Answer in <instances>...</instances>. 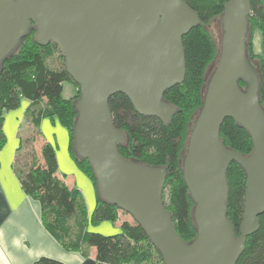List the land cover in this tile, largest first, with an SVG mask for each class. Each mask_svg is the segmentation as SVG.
<instances>
[{"label":"water","instance_id":"water-1","mask_svg":"<svg viewBox=\"0 0 264 264\" xmlns=\"http://www.w3.org/2000/svg\"><path fill=\"white\" fill-rule=\"evenodd\" d=\"M250 13L251 0L223 3L219 54L181 161L196 226V236L186 241L163 200L167 166L121 155L127 133L114 125L109 99L123 93L139 114L169 124L179 107L164 94L185 80L183 36L201 23L198 13L185 0H0V72L32 29L39 44L58 46L80 91L75 153L89 160L100 198L142 226L164 264H236L260 227L264 108L247 49ZM226 118L248 131L250 153L225 145L220 129ZM232 162L246 173L239 234L228 217Z\"/></svg>","mask_w":264,"mask_h":264},{"label":"trees","instance_id":"trees-1","mask_svg":"<svg viewBox=\"0 0 264 264\" xmlns=\"http://www.w3.org/2000/svg\"><path fill=\"white\" fill-rule=\"evenodd\" d=\"M185 1L198 13L201 23L183 36L185 80L164 94L165 99L179 107L171 122L165 124L156 117L139 114L123 93L113 94L109 105L114 125L127 133L126 142L119 145L121 155L151 165L167 166L163 200L171 211L178 233L186 241H191L196 236L194 201L182 175L181 161L190 126L203 104L208 69L214 64L220 49L207 26L212 19L221 15L226 0ZM250 25L260 30L264 48V0H251L249 27ZM34 34L35 30L32 29L22 39L17 51L3 61L0 72V147L6 141L3 130L4 112L19 107L22 99L30 101L25 111V120L36 132L31 141L36 143L40 140L30 156L28 169L17 165L15 159L14 168L23 190L41 203V217L46 228L65 248L82 250L86 254L84 246L88 249L94 247L96 260L110 264H132L138 257L144 263L164 264L161 254L142 226L129 213L115 204L103 201L96 190V205L88 216L83 196L68 182V175L60 173L56 146L40 129L41 121L46 117H57L68 129L70 154L96 189V177L89 160L78 157L74 150V125L77 117L74 103L80 96L79 85L66 70L63 55L61 67L50 65L49 59L56 50L60 51L58 46L54 43L41 45ZM248 44L249 37L248 54L259 74V94L264 108V55L257 54L258 60L254 61ZM66 81L72 82L76 87L69 97L63 95ZM220 134L226 146L245 154L251 152L253 142L248 131L233 119L224 120ZM22 143L20 137L17 153L21 150ZM227 176L230 188L228 217L239 234L246 173L241 165L232 162ZM121 211L127 213L125 219L122 218ZM259 218L260 227L247 237L246 248L236 264H264V213ZM103 221L113 224L120 222V231L105 235L87 230L89 225H97ZM35 264L66 263L43 256Z\"/></svg>","mask_w":264,"mask_h":264},{"label":"crops","instance_id":"crops-1","mask_svg":"<svg viewBox=\"0 0 264 264\" xmlns=\"http://www.w3.org/2000/svg\"><path fill=\"white\" fill-rule=\"evenodd\" d=\"M29 103V100L22 99L19 109L4 112L3 130L8 139L6 137L4 145L0 147V264H35L43 256L59 259L66 264H110L96 260L94 247L88 249L84 246L86 254L82 250L65 248L46 228L41 217V203L23 190L14 166L21 124ZM40 129L49 141L60 147L57 156L59 171L68 175V182L83 196L90 216L96 205V189L70 154L68 129L57 117L43 118ZM58 132L65 139L59 138ZM88 227L117 233L120 231V222L113 224L103 221ZM143 263L140 260L138 264Z\"/></svg>","mask_w":264,"mask_h":264},{"label":"rangeland","instance_id":"rangeland-1","mask_svg":"<svg viewBox=\"0 0 264 264\" xmlns=\"http://www.w3.org/2000/svg\"><path fill=\"white\" fill-rule=\"evenodd\" d=\"M220 15L215 17L214 19H212L209 23V25L207 26L215 43L217 44L218 47H220V41H221V34H222V30H221V24H220ZM249 51L250 54L252 56V58H254V61H257L258 58L256 57L257 54H261L264 55V48H263V43H262V35L260 33V30L257 27H253L250 25V34H249ZM62 52L61 50L58 51L56 50L55 54L49 59V63L51 66L53 67H61L63 65V56H62ZM216 64V59L215 62L213 64V66L210 68V71L208 73V77L210 76L212 70L214 69V66ZM75 87V85L70 82V81H66L64 83V91H63V95L65 97H69L70 95L73 94L74 91H72ZM21 107V104L19 107L15 108V109H19ZM6 126V125H5ZM35 131L33 126H31V124L27 123L26 120L22 121L21 124V138L23 140L22 143V148L21 150L17 153L16 156V164L21 166L22 168L24 167V169H28L29 168V164L31 162V154L33 151H35V148L38 146V144L40 143V140H38L36 143L35 141L32 142V138L35 136ZM6 137L7 134L5 133ZM10 135V134H9ZM58 136L59 138L65 139V136L61 133L58 132ZM8 139V137H7ZM61 139V140H62ZM10 141V137L9 140ZM187 141V139H186ZM64 142V141H62ZM186 144V142H185ZM57 156H58V152L60 151V147H57ZM37 153V152H36ZM122 214V218L125 219V216H127V213H125L124 211L120 212ZM129 219L131 221H133V218L131 216H129ZM87 230L92 231V232H99L102 234H113V233H107V232H103L100 230H96L95 228L92 227H88ZM141 260V257H138V259L135 260V263L138 264Z\"/></svg>","mask_w":264,"mask_h":264},{"label":"flooded vegetation","instance_id":"flooded-vegetation-1","mask_svg":"<svg viewBox=\"0 0 264 264\" xmlns=\"http://www.w3.org/2000/svg\"><path fill=\"white\" fill-rule=\"evenodd\" d=\"M213 65H211L210 67H209V69H208V72L207 73H209V71H210V68L212 67Z\"/></svg>","mask_w":264,"mask_h":264},{"label":"built area","instance_id":"built-area-1","mask_svg":"<svg viewBox=\"0 0 264 264\" xmlns=\"http://www.w3.org/2000/svg\"><path fill=\"white\" fill-rule=\"evenodd\" d=\"M143 264H148V263H143Z\"/></svg>","mask_w":264,"mask_h":264}]
</instances>
